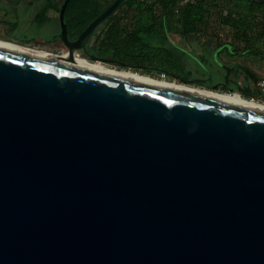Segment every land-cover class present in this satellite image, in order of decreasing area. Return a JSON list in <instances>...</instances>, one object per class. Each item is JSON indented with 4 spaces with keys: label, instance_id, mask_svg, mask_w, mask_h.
<instances>
[{
    "label": "water",
    "instance_id": "95a60500",
    "mask_svg": "<svg viewBox=\"0 0 264 264\" xmlns=\"http://www.w3.org/2000/svg\"><path fill=\"white\" fill-rule=\"evenodd\" d=\"M0 264H264V109L0 48Z\"/></svg>",
    "mask_w": 264,
    "mask_h": 264
},
{
    "label": "trees",
    "instance_id": "16d2710c",
    "mask_svg": "<svg viewBox=\"0 0 264 264\" xmlns=\"http://www.w3.org/2000/svg\"><path fill=\"white\" fill-rule=\"evenodd\" d=\"M113 1L61 0L58 5L56 0L53 6L59 14L65 5L67 32L76 37ZM217 1L211 0V6ZM238 1L248 6L247 15L213 14L205 0H125L97 26L91 36L93 41L89 40L88 45H91L82 57L89 61L93 57L108 64H117V57L145 59L148 54L152 63L161 65L167 62L161 58L162 54L171 56L169 46L174 45L172 38H177L188 46L196 45L209 52L211 48L226 45L231 48L232 55L249 54L264 59V47H258L259 44L264 45V0ZM219 25L240 31L245 36V48L233 50L231 43L221 42L216 30ZM230 73L231 69H228L227 74ZM258 81L251 75L240 83L237 78L230 79L227 75L224 92L238 93L246 99H260L262 96L256 88ZM196 86L203 87L201 84Z\"/></svg>",
    "mask_w": 264,
    "mask_h": 264
},
{
    "label": "rangeland",
    "instance_id": "374dc122",
    "mask_svg": "<svg viewBox=\"0 0 264 264\" xmlns=\"http://www.w3.org/2000/svg\"><path fill=\"white\" fill-rule=\"evenodd\" d=\"M25 1L0 0V40L57 55L63 54L59 48L50 47L47 41L60 32L59 14L57 12L47 14L46 9L29 10V5ZM60 2L61 0H57L58 5ZM205 5L208 9H212L213 14L231 13L239 17L247 15L249 11L246 3L238 0H218L212 6L211 0H205ZM25 9L30 11L29 17L23 15L22 10ZM216 30L218 39L221 42L231 43L233 50L241 51L245 48V36L240 31L222 25H219ZM91 40L93 41V38ZM172 41L174 45L169 46L171 56L166 53L161 56L167 61L165 64L152 63V59L146 54L145 59L117 57L119 65L116 63L104 65L156 79L184 82L195 87L201 84L203 87L200 88L217 92L225 91L227 75L231 79L237 78L240 83L245 77L251 75L258 79L264 76V59L260 57L249 54L232 55L231 48L226 45L217 48L218 54L196 45L188 46L181 39L172 38ZM258 47L263 48L264 45L259 44ZM80 58L84 57L80 56ZM228 69H231L230 74H227Z\"/></svg>",
    "mask_w": 264,
    "mask_h": 264
},
{
    "label": "bare ground",
    "instance_id": "6f19581e",
    "mask_svg": "<svg viewBox=\"0 0 264 264\" xmlns=\"http://www.w3.org/2000/svg\"><path fill=\"white\" fill-rule=\"evenodd\" d=\"M0 48L22 52V53L30 54V55L37 56L40 58L60 60L62 62L74 64L78 67L91 70L94 72L110 74L112 76L132 80V81H136V82H140V83H144L148 85L185 89V90L194 91V92H198L202 94L217 96V97L226 99L228 101L241 102V103H246L250 105H255V106L260 107L261 109H264V104L259 103L256 100L246 99L242 97L241 95H239L238 93L229 94V93H224V92L211 91L205 88L181 84L179 82L165 80L162 78L156 79L148 75H144V74H138V73H134L131 71H125V70H118V69L106 66L100 62H91L84 58H80V56H77V55H75V57L66 58L63 54L57 55V54H53L50 52L41 51L39 49H31L29 47H24L18 44L9 43L6 41H1V40H0Z\"/></svg>",
    "mask_w": 264,
    "mask_h": 264
},
{
    "label": "flooded vegetation",
    "instance_id": "af4514ba",
    "mask_svg": "<svg viewBox=\"0 0 264 264\" xmlns=\"http://www.w3.org/2000/svg\"><path fill=\"white\" fill-rule=\"evenodd\" d=\"M54 1L55 0H26L25 2H27V4L29 5V10L41 11L42 9H46V11H47L48 9L53 7ZM22 11H23V15H25L26 17H29L30 11H28V9H25V10H22ZM59 34H60V32H59ZM59 34L54 36V37H52V38H50V39H48L47 41H48V44L50 45V47L59 48L64 53L66 49H65V46L63 45V43L61 42V40L59 38ZM77 37L78 36L71 37L68 34V32H67V38H68L69 41H74ZM88 44L89 43H87V45L85 46L84 50H81V51H79L77 53L78 56H82V55L85 54V51L91 45V44L90 45H88Z\"/></svg>",
    "mask_w": 264,
    "mask_h": 264
},
{
    "label": "built area",
    "instance_id": "2783aa9c",
    "mask_svg": "<svg viewBox=\"0 0 264 264\" xmlns=\"http://www.w3.org/2000/svg\"><path fill=\"white\" fill-rule=\"evenodd\" d=\"M256 88L258 89L262 97L260 99L252 98L250 100H256L257 102L264 104V76L256 83Z\"/></svg>",
    "mask_w": 264,
    "mask_h": 264
},
{
    "label": "crops",
    "instance_id": "0c3cea01",
    "mask_svg": "<svg viewBox=\"0 0 264 264\" xmlns=\"http://www.w3.org/2000/svg\"><path fill=\"white\" fill-rule=\"evenodd\" d=\"M56 1V0H55ZM55 11H54V6L51 7L50 9L47 10V14H53ZM226 43V42H225ZM217 48H220V47H214V48H211V51L214 53V52H217L219 54V51H217ZM227 76H225L226 78ZM231 79V78H230Z\"/></svg>",
    "mask_w": 264,
    "mask_h": 264
}]
</instances>
